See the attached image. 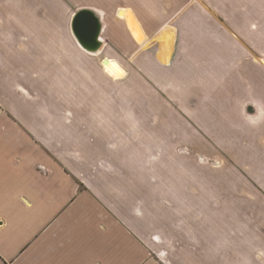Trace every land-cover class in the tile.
Wrapping results in <instances>:
<instances>
[{"label":"crops","instance_id":"obj_1","mask_svg":"<svg viewBox=\"0 0 264 264\" xmlns=\"http://www.w3.org/2000/svg\"><path fill=\"white\" fill-rule=\"evenodd\" d=\"M159 263L264 264V0H0V264Z\"/></svg>","mask_w":264,"mask_h":264},{"label":"water","instance_id":"obj_2","mask_svg":"<svg viewBox=\"0 0 264 264\" xmlns=\"http://www.w3.org/2000/svg\"><path fill=\"white\" fill-rule=\"evenodd\" d=\"M71 31L79 45L86 51H97L101 46V25L90 10H80L72 18Z\"/></svg>","mask_w":264,"mask_h":264},{"label":"rangeland","instance_id":"obj_3","mask_svg":"<svg viewBox=\"0 0 264 264\" xmlns=\"http://www.w3.org/2000/svg\"><path fill=\"white\" fill-rule=\"evenodd\" d=\"M160 264V263H159Z\"/></svg>","mask_w":264,"mask_h":264}]
</instances>
